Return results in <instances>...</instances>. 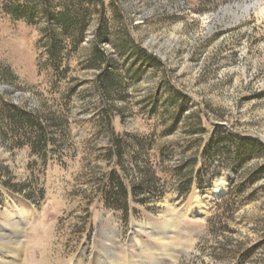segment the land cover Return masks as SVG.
Wrapping results in <instances>:
<instances>
[{
  "label": "rangeland",
  "instance_id": "1",
  "mask_svg": "<svg viewBox=\"0 0 264 264\" xmlns=\"http://www.w3.org/2000/svg\"><path fill=\"white\" fill-rule=\"evenodd\" d=\"M4 1L0 244L14 236L7 213L20 209V264H264V150L241 164L202 152L213 125L264 144V0H103L104 34L97 6L79 0H48L80 15L65 34L37 9L30 23L13 18ZM53 43L69 61L59 72L44 63ZM97 51L102 67L91 66ZM16 106L42 115L52 144L25 145ZM165 121H176L171 133ZM201 160L185 195L175 169L197 172ZM105 175L124 182L126 212L98 194ZM12 218L21 228V214Z\"/></svg>",
  "mask_w": 264,
  "mask_h": 264
},
{
  "label": "trees",
  "instance_id": "2",
  "mask_svg": "<svg viewBox=\"0 0 264 264\" xmlns=\"http://www.w3.org/2000/svg\"><path fill=\"white\" fill-rule=\"evenodd\" d=\"M80 4H89L93 5V9L95 6H99L95 8V10L100 13V16H98V27L96 28V32H101L102 34L106 33L108 30V21L105 17V10H104V1L103 0H79ZM119 8V6L117 5ZM3 10L7 12L9 15H11L13 18L16 19H24L28 21L29 23L32 20V14L34 13L35 9L37 11H40L41 13L45 14L47 17H51L53 21H55L56 25L59 26L62 34H65V32H69L71 29H73L71 23L77 24V26L80 25L79 16L72 17V20L70 19V15L68 14L69 11L67 9L59 8V11L56 12L55 10H50L48 0H45V2L37 3L35 0H8L4 1ZM119 15L124 16V10L118 9L117 11ZM89 13L88 9H83L79 11V14H84V17L87 16ZM79 28V27H78ZM56 31L55 29H53ZM104 30V31H103ZM61 34V33H60ZM101 34L99 33V36ZM58 40V38L56 39ZM78 43V41H77ZM55 44H58L57 41H55ZM55 45L53 43L52 47L50 46L48 49H46V55L47 59L45 60V65L52 68L54 71L59 72L62 70L63 66L65 65L64 69L69 67V61L68 57L65 56V59L60 56V53L58 50H54ZM138 54H140L142 57L147 58L150 62L157 63L161 60L157 58L156 56H152L149 53H146L143 49L138 50ZM108 61H105V56L103 53L97 51V54L95 56V60L93 63H91V66H97L102 67L104 63H107ZM107 66V65H106ZM183 102V99H181L180 103L176 106L178 109V114L181 115L185 108H187V103H181ZM16 109L13 111V115L11 116L10 120L13 121L15 126H19L17 131L21 133L23 136L22 139H25V145L30 146L34 151H37L38 148L41 146V143H47L50 145L52 142V139L48 135V129L47 125L44 122V119L42 115L37 113H31L27 112L19 107H15ZM198 123L201 126L202 129L206 130V127H204V120L201 116L198 118ZM109 120L112 122V116H109ZM177 121V120H176ZM176 121L174 123L168 125L165 121V131L167 133H171L175 127H176ZM113 128V127H112ZM214 130L216 133L219 132L220 135L216 136V133H213L212 136H210L207 140V146L202 151L205 158L209 159V156H218L222 157L225 155V152H227L230 157L232 155V160H236L239 164L243 163L245 161V158L248 155H258L263 152L264 150V144L256 137H247V136H240V135H227L223 137L222 129L218 125H213ZM222 133V134H221ZM113 134H115V130H113ZM114 140L113 145H115V149L118 148L119 143L118 140H121V136L117 135V137ZM117 140V141H116ZM52 144V143H51ZM113 154L116 157V152L114 151ZM234 156V159H233ZM199 162V159L196 160L194 163L197 165ZM199 169L197 172L195 170H190L189 173L183 174L182 170L175 169V178H178V181L180 182L182 186L183 193L185 195H188L191 193L194 184L196 183L197 178L206 171L207 164L205 162H201ZM116 164V163H115ZM116 166V165H115ZM211 172V167H209ZM116 170V169H115ZM162 172V171H160ZM214 174H210L209 176L212 178ZM205 182V180H203ZM117 183V184H115ZM146 182H144L145 184ZM143 185H132L133 191H136V189H142ZM126 187L124 186V182L121 181V179H116L114 175H105L102 178V183L100 185L98 194L101 196V198L107 202L109 205L114 207L116 210H120L122 212H126L127 207H125V203H122V201L119 200V193L120 191H125L126 193ZM149 188V187H148ZM150 192H154V189L149 188ZM97 194V195H98ZM98 195V196H99ZM126 216V213H125ZM247 254H250V251L247 252Z\"/></svg>",
  "mask_w": 264,
  "mask_h": 264
},
{
  "label": "bare ground",
  "instance_id": "3",
  "mask_svg": "<svg viewBox=\"0 0 264 264\" xmlns=\"http://www.w3.org/2000/svg\"><path fill=\"white\" fill-rule=\"evenodd\" d=\"M247 8V7H246ZM250 8V7H249ZM219 185H223L222 182H219L216 189V194H225L226 188L225 187H219ZM21 214V217L23 218V222L21 221L22 225L21 228L18 227V224L15 220H13L14 214L17 215ZM23 211L20 209H11L5 218L8 222L10 221V226L13 227V234L14 236L9 237L8 240L5 241L2 245L0 244V264H20V254L22 250V244L20 241L21 232L23 231V224L25 221L29 218L28 215H22ZM6 221V222H7ZM10 260H7V259ZM12 259V260H11Z\"/></svg>",
  "mask_w": 264,
  "mask_h": 264
}]
</instances>
